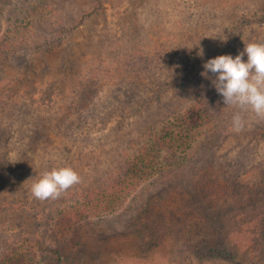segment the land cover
<instances>
[{
  "label": "rangeland",
  "instance_id": "1",
  "mask_svg": "<svg viewBox=\"0 0 264 264\" xmlns=\"http://www.w3.org/2000/svg\"><path fill=\"white\" fill-rule=\"evenodd\" d=\"M248 43H264V0H0V228L16 238L0 255L28 264H58L55 252L64 264H264V119L226 107L215 74L202 75L209 59L235 58ZM120 98L131 103L123 111ZM88 99L94 107L84 110ZM192 108L207 122L192 146L182 144L184 172L64 222L84 202L68 193L115 178L122 152L152 146L164 125L184 133L179 120ZM81 116L87 128H59ZM49 164L71 167L80 183L42 201L31 186ZM20 203L29 206L17 211Z\"/></svg>",
  "mask_w": 264,
  "mask_h": 264
},
{
  "label": "trees",
  "instance_id": "2",
  "mask_svg": "<svg viewBox=\"0 0 264 264\" xmlns=\"http://www.w3.org/2000/svg\"><path fill=\"white\" fill-rule=\"evenodd\" d=\"M42 1L46 0H41V2ZM87 90L92 91V88L88 86ZM159 94L161 95L160 92ZM149 101L151 100H147L145 103L148 104ZM82 105L84 110L94 107L92 99H88V101L83 100ZM116 105L121 111H123L124 107L131 105V103H129L124 98H120ZM83 109L81 108V110ZM199 110L192 108L184 114L185 116L182 115L183 117L179 120V124L185 126L184 133L178 131L177 133L175 129L172 130L168 126L164 125L162 127L163 129L161 130L162 134L159 133V136L154 138L152 146L147 145L145 142H134V147L137 146L136 149H134L136 153H130L128 148L125 149L121 154V160L114 173L115 178L111 179L109 182L102 183L96 188L78 189V191H72L71 193H68L65 198H67V196L69 198L71 195L73 198H69L67 200L80 198L84 202L78 200V207H75L76 209L71 208L70 213H64L66 214L64 217V222L66 223L68 221H72L68 218L70 217L69 215L73 213L76 219H86L87 217H90L93 212L96 213L98 210H102V208L112 209V206L122 200L123 195L126 197L127 194L132 191V189L136 188L138 184H142L145 181L151 180L157 175L173 176L172 174H174L173 172L176 169H178V171L184 172L183 169L186 166H184L183 163L187 161L188 153H186L187 150L184 149L182 144L188 143L190 146H192V143L194 142L193 136L197 135L199 132H202L201 130L206 124L204 122H207V118L202 113L203 111L201 110V112ZM124 118H127L126 115ZM63 124L64 126H59V128H65L62 130L65 132L64 134L71 135V133H73L74 135V133L79 132V130L87 128L90 122L88 119L81 116L79 119L71 121L69 124ZM174 126L176 128L177 124H174ZM150 130L151 129H149V131ZM149 131L141 135L139 140L144 139ZM189 149H191V153H189L191 155L193 148L190 147ZM19 150L23 151L22 148ZM52 169V164H49V168L47 167L46 169H42L40 166L41 175H38L36 180L41 178L44 172L51 171ZM13 206H18L16 210L20 211V209L25 210L29 204L20 203ZM62 212L63 211L60 210V213ZM71 218L73 219V217ZM69 230L70 229L64 230L62 235L68 234ZM13 237L14 236L11 234L10 229H6L4 227L0 228V249H2L1 247L3 244H7L8 248L12 247L13 249V246H16L15 242L13 241V239L16 238ZM67 240H69V237L68 239L64 238V241ZM55 254L57 263L64 264L63 257L57 252H55ZM52 255L54 256V252ZM15 256L16 254L9 256L8 253V255L5 254L4 258L3 255H0V264H28L24 256L20 259L16 258ZM47 256H50V254Z\"/></svg>",
  "mask_w": 264,
  "mask_h": 264
},
{
  "label": "clouds",
  "instance_id": "3",
  "mask_svg": "<svg viewBox=\"0 0 264 264\" xmlns=\"http://www.w3.org/2000/svg\"><path fill=\"white\" fill-rule=\"evenodd\" d=\"M200 55H203L201 50ZM247 56L244 62L243 57ZM203 76L215 74L212 85L222 96L226 107L250 109L258 118L264 119V43L245 44L244 50L233 58L221 55L209 59L204 65ZM245 121L239 113L233 115L232 127L243 130ZM31 193L39 200L58 199L74 185L80 183V176L71 167L53 168L41 178L33 179Z\"/></svg>",
  "mask_w": 264,
  "mask_h": 264
}]
</instances>
